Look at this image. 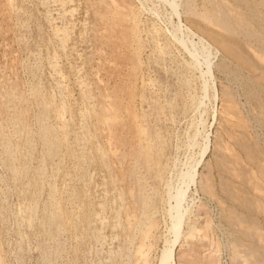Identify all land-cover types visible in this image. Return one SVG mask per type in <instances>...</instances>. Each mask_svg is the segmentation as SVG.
<instances>
[{"label":"rangeland","instance_id":"rangeland-1","mask_svg":"<svg viewBox=\"0 0 264 264\" xmlns=\"http://www.w3.org/2000/svg\"><path fill=\"white\" fill-rule=\"evenodd\" d=\"M98 1L0 0V264H264V107L232 35L204 0Z\"/></svg>","mask_w":264,"mask_h":264},{"label":"bare ground","instance_id":"bare-ground-1","mask_svg":"<svg viewBox=\"0 0 264 264\" xmlns=\"http://www.w3.org/2000/svg\"><path fill=\"white\" fill-rule=\"evenodd\" d=\"M67 1V0H66ZM139 1V0H138ZM180 1V0H179ZM100 2V0L98 1ZM204 5L206 10H208V13L210 12L211 16H215L217 18V25L220 26V28H223L224 30H226L229 34L232 35V41L237 44L236 45V49L233 47V45L230 44L229 41L222 39L221 37H217V36H212L213 39L221 45L222 49L227 56L233 60V61H237L239 63L238 66V70L239 71H233L234 74L232 76V80H234L235 82H237V84L240 85V87L243 89V96L245 97L244 99H246V103L250 106L253 105L254 103L256 104L255 106H263L264 107V67L261 68V74L259 75H252V74H247L248 76H246V78H242V70L244 68H247L248 66H253L251 65L250 61L248 60V58L246 57L243 48L244 47H248L249 49L251 48V51L254 53H260L261 56L259 55V58H261L262 56L264 57V0H204ZM202 2V3H203ZM58 3V2H57ZM68 3V2H67ZM80 3V2H79ZM137 4V2H135ZM143 3V2H142ZM62 4V3H61ZM70 4V3H69ZM98 4V3H97ZM130 4V3H129ZM140 4V3H138ZM194 4V0H188L187 1V5L193 6ZM201 4V3H200ZM59 5V4H58ZM65 5V4H64ZM197 5V4H196ZM100 6V5H99ZM139 6V5H138ZM141 6V5H140ZM144 6V5H143ZM142 6V7H143ZM72 7V6H71ZM61 8V7H60ZM144 8V7H143ZM147 8V7H146ZM62 9V8H61ZM69 9V8H68ZM141 9V8H140ZM198 9V8H197ZM204 9V8H203ZM54 10V9H53ZM142 10V9H141ZM72 11V10H71ZM202 13V12H201ZM55 14V11H54ZM93 14V13H92ZM65 15V14H64ZM107 15V14H106ZM120 15V14H119ZM209 15V14H208ZM209 15V16H210ZM108 16V15H107ZM146 16V14H145ZM180 16V15H179ZM52 17V16H51ZM59 17V16H57ZM64 17V16H63ZM94 17V16H93ZM119 17V16H118ZM117 17V18H118ZM122 17V16H121ZM96 18V17H95ZM98 18V17H97ZM134 18V16H133ZM180 18V17H179ZM68 19V18H67ZM120 19V18H119ZM70 20V19H69ZM99 20V19H98ZM123 20V19H122ZM140 20V19H139ZM181 20V19H180ZM179 20V21H180ZM190 21V20H189ZM58 22V20H57ZM95 22V21H94ZM147 22V21H145ZM213 22V21H212ZM61 23V22H60ZM134 23V22H133ZM143 23V22H142ZM181 23H179L180 25ZM115 25V24H113ZM54 26V25H53ZM75 26V25H74ZM181 26V25H180ZM186 26V25H185ZM188 26V25H187ZM59 27V26H58ZM78 27V26H77ZM197 27V26H196ZM54 28V27H53ZM134 28V27H133ZM136 28V27H135ZM189 28V27H188ZM194 28V27H193ZM101 29V28H100ZM178 29V28H177ZM200 29V28H199ZM56 29H54L55 31ZM70 29H68L69 31ZM97 30V29H96ZM129 30V29H127ZM136 30V29H135ZM161 30V29H160ZM182 30V29H181ZM184 30V29H183ZM188 30V29H187ZM192 30V29H190ZM61 31V30H60ZM99 31V30H97ZM131 31V30H129ZM180 31V30H179ZM189 31V30H188ZM134 32V31H133ZM163 32V31H162ZM176 32V30H175ZM178 32V31H177ZM184 32V31H183ZM193 32V31H192ZM186 33V31H185ZM188 33V32H187ZM67 34V33H66ZM190 34V33H189ZM131 35V34H130ZM135 35V34H134ZM141 35V34H140ZM193 35V34H192ZM216 35V34H215ZM177 36V35H176ZM138 37V36H137ZM223 37V36H222ZM123 38V37H122ZM130 38H132L130 36ZM139 38V37H138ZM114 39V38H113ZM136 39V37H135ZM134 39V40H135ZM179 39V38H178ZM185 39V38H184ZM131 40V39H130ZM128 40V41H130ZM105 41V40H104ZM122 41V40H121ZM140 41V40H139ZM186 41V40H185ZM116 42V41H115ZM123 42V41H122ZM141 42V41H140ZM182 43L185 45L183 46L184 49L186 51H188V55L192 56L195 59V63L198 67H202V62L200 61V59L198 58L197 55V51H193V49H191L183 40ZM192 43V42H191ZM102 44V43H101ZM182 44V45H183ZM214 44V43H213ZM192 45V44H191ZM194 46V45H193ZM192 46V47H193ZM217 47V46H216ZM220 48V47H219ZM98 49V48H97ZM195 50V49H194ZM219 52V51H218ZM254 53V57L255 56ZM100 54V53H98ZM130 55V54H129ZM2 56V55H1ZM101 56V55H100ZM7 57V56H6ZM102 57V56H101ZM220 57V56H219ZM192 58V59H193ZM103 59V58H102ZM133 59V57H132ZM256 59V58H255ZM230 60V61H231ZM261 60V59H259ZM193 61V60H192ZM252 61V60H251ZM262 61V60H261ZM13 62V60H12ZM221 65V64H220ZM1 66V65H0ZM13 66V65H12ZM17 66V65H16ZM220 67V66H219ZM222 67V66H221ZM237 67V65H236ZM225 68V67H224ZM257 68V67H254ZM228 69V68H227ZM5 70V69H4ZM223 70V67H222ZM250 72V70H248ZM124 72V70H123ZM127 72V71H126ZM202 74L204 75V71L203 69L201 70ZM228 72V71H227ZM4 73V72H3ZM7 73V72H6ZM126 74V73H125ZM229 74V72H228ZM5 75V74H3ZM128 75V74H127ZM2 76V75H1ZM8 76V75H7ZM5 77V76H3ZM202 77V76H201ZM258 79L262 80V82L258 81ZM19 82V80H18ZM17 82V83H18ZM87 82V81H85ZM15 83V81H14ZM21 82H19L20 85ZM96 84V83H95ZM4 85V84H3ZM5 86V85H4ZM14 86V84H13ZM21 86V85H20ZM98 86V85H97ZM239 87V86H238ZM101 88V86H100ZM13 90V89H12ZM101 90V89H100ZM104 90V89H103ZM102 90V91H103ZM24 93V92H23ZM100 94V93H99ZM24 95V94H23ZM100 102V101H99ZM105 102V101H104ZM235 103V102H234ZM100 104V103H99ZM230 105V104H229ZM1 107V106H0ZM101 107V105H100ZM111 107V106H110ZM223 108V107H222ZM105 109V108H104ZM226 110V108H224ZM254 109V108H253ZM101 110H103L101 108ZM227 111V110H226ZM229 113V112H228ZM262 113V112H261ZM230 114V113H229ZM263 114V113H262ZM262 114H259L262 116ZM101 115V114H100ZM228 115V114H227ZM226 115V116H227ZM256 115V114H255ZM254 115V116H255ZM258 116V115H257ZM264 116V114H263ZM99 117V115H98ZM230 117V116H229ZM118 118V117H117ZM224 118V117H223ZM124 120V119H123ZM99 121V120H98ZM227 121V119L225 120ZM259 122V121H258ZM264 122V121H263ZM123 123V122H122ZM125 123V122H124ZM229 123V122H228ZM261 123V120L260 122ZM99 125V124H98ZM240 125V124H239ZM238 125V126H239ZM102 126V125H101ZM121 126V124H120ZM232 126V125H231ZM104 127V126H103ZM102 128V127H101ZM242 128V126L240 127ZM243 129V128H242ZM105 130V129H104ZM108 130V129H106ZM109 131V130H108ZM153 131V130H152ZM228 132V131H227ZM242 135V134H241ZM110 136H112L110 134ZM132 137V136H131ZM145 138V136H144ZM121 139V138H120ZM118 140V139H117ZM223 140V139H222ZM126 141V139H125ZM107 143V142H106ZM157 143V142H156ZM247 143V142H246ZM138 144V143H137ZM243 144V143H242ZM246 145V144H244ZM247 146V145H246ZM106 147V145L104 146ZM136 147V146H135ZM138 147V146H137ZM224 147V146H223ZM102 148V147H101ZM139 148V147H138ZM105 149V148H104ZM109 150V149H108ZM140 150V149H139ZM221 150V149H220ZM106 151V150H105ZM111 151V150H110ZM251 151V150H250ZM107 152V151H106ZM108 153V152H107ZM110 153V152H109ZM111 155V154H110ZM147 155V154H146ZM119 158V156H118ZM127 159V158H126ZM255 159V158H254ZM112 160V159H111ZM115 161V159H114ZM226 162V161H225ZM256 164V163H255ZM113 166V165H112ZM264 167V166H263ZM117 169V168H116ZM117 171V170H115ZM119 172V171H118ZM117 175V174H116ZM120 175V174H118ZM132 182V180H130ZM125 186V185H124ZM254 186V185H253ZM231 187V186H230ZM181 194V193H180ZM182 195V194H181ZM262 196V195H261ZM233 197V196H232ZM264 197V195L262 196ZM184 198V197H183ZM178 199V197H177ZM184 200V199H183ZM183 200L179 199V201L176 203V205L173 204L172 208V214H171V220H172V230H174L175 234H178L177 238L179 239L181 237L180 235V229H182V225L184 222L183 219V215L181 208L183 207ZM261 200V199H260ZM262 201V200H261ZM249 202V201H248ZM251 203V202H250ZM250 206V205H249ZM247 207V206H246ZM251 207V206H250ZM184 209V208H183ZM187 209V208H185ZM186 211V210H185ZM184 211V212H185ZM225 214V213H224ZM236 218V217H235ZM243 219V218H242ZM188 220V219H187ZM227 220V218H226ZM238 220V219H236ZM245 220V219H244ZM230 221V220H229ZM235 221V220H233ZM243 221V220H240ZM211 222V221H209ZM232 222V220L230 221ZM229 222V223H230ZM142 223V222H141ZM243 223V222H239L238 224ZM208 224V222H207ZM236 226L237 223H235ZM229 225V224H228ZM232 225V224H231ZM256 225V224H255ZM261 225V224H259ZM242 226V225H240ZM239 226V227H240ZM216 227V226H215ZM233 227V225H232ZM242 228V227H240ZM250 228V227H249ZM258 228V226H257ZM257 228L255 227L254 229H256L255 234L258 235L257 233ZM216 229V228H215ZM221 229V228H220ZM171 230V229H170ZM237 229H235L236 231ZM241 230V229H240ZM248 230V229H247ZM246 230V231H247ZM251 230V229H249ZM101 231V230H100ZM162 231V230H161ZM160 231V232H161ZM245 230L241 231L242 234ZM182 232V231H181ZM226 232V231H225ZM249 232V231H248ZM254 232V231H253ZM246 233V232H245ZM244 233V234H245ZM262 233V232H261ZM182 234V233H181ZM235 234V233H233ZM241 234V235H242ZM254 233H250L248 235H253L251 237L255 238L254 236H256ZM180 235V237H179ZM190 235H192V233H190ZM231 236V235H230ZM236 236V235H235ZM245 236V235H244ZM263 236V235H262ZM261 236V237H262ZM247 237V236H245ZM249 237V238H251ZM234 238V237H233ZM244 238V237H243ZM264 238V237H263ZM235 239V238H234ZM141 240V239H140ZM177 240V239H176ZM237 240V239H235ZM248 240V239H246ZM259 240V239H258ZM178 241V240H177ZM264 241V239H263ZM130 242V241H129ZM176 242V241H175ZM236 242V241H235ZM251 242V241H250ZM142 243V242H141ZM172 244V243H171ZM234 244V243H233ZM245 244V243H244ZM258 245V243H256ZM256 245V246H257ZM264 246V243H263ZM258 247V246H257ZM172 249V248H171ZM251 249V248H250ZM248 250V249H247ZM147 251V250H146ZM244 251V250H243ZM173 252V251H172ZM236 252V250H235ZM252 252V251H251ZM250 252V253H251ZM246 253V252H245ZM256 253V252H254ZM262 253V252H261ZM112 254V253H111ZM142 254V253H141ZM264 254V253H263ZM262 254V255H263ZM259 255V253H257V256ZM261 255V256H262ZM144 256V255H143ZM174 256V255H173ZM147 257V255H146ZM117 258V257H116ZM169 258V257H168ZM245 259V257H244ZM244 261V260H243ZM140 264V263H139Z\"/></svg>","mask_w":264,"mask_h":264}]
</instances>
